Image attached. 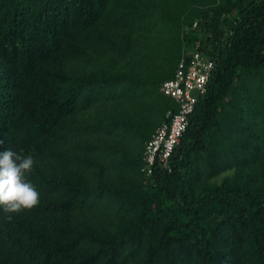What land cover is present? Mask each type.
<instances>
[{
	"label": "trees",
	"instance_id": "16d2710c",
	"mask_svg": "<svg viewBox=\"0 0 264 264\" xmlns=\"http://www.w3.org/2000/svg\"><path fill=\"white\" fill-rule=\"evenodd\" d=\"M194 3L0 0V151L34 156L40 193L10 221L0 209V264H264V0ZM181 44L214 69L172 171L145 178ZM138 48L162 60L149 76ZM142 98L138 115L116 105Z\"/></svg>",
	"mask_w": 264,
	"mask_h": 264
},
{
	"label": "built area",
	"instance_id": "2783aa9c",
	"mask_svg": "<svg viewBox=\"0 0 264 264\" xmlns=\"http://www.w3.org/2000/svg\"><path fill=\"white\" fill-rule=\"evenodd\" d=\"M213 69L214 62L206 53L193 52L188 58L182 55L173 77L160 86V93L173 101L175 111L166 113L165 120L145 144L140 169L145 178L152 176L155 167L164 172L172 171L171 157L186 131L198 99L206 92Z\"/></svg>",
	"mask_w": 264,
	"mask_h": 264
},
{
	"label": "clouds",
	"instance_id": "9594fccd",
	"mask_svg": "<svg viewBox=\"0 0 264 264\" xmlns=\"http://www.w3.org/2000/svg\"><path fill=\"white\" fill-rule=\"evenodd\" d=\"M34 163L32 154L0 151V209L9 221L14 214L32 210L40 203V193L29 179Z\"/></svg>",
	"mask_w": 264,
	"mask_h": 264
},
{
	"label": "rangeland",
	"instance_id": "374dc122",
	"mask_svg": "<svg viewBox=\"0 0 264 264\" xmlns=\"http://www.w3.org/2000/svg\"><path fill=\"white\" fill-rule=\"evenodd\" d=\"M221 1L222 0H216L217 3L215 5L207 6L205 4L204 5L199 4L200 2L198 0H195L194 8H197V9H204V8L207 9V8H210L211 9L212 7H215V6L219 5ZM158 11L160 13H162V11H163V14H164V15L162 14V17H161L160 14H158V16H157V24L160 25V24L165 23V20H164L165 18L163 19V17H165V14H167L168 12H171L172 10H169V8H167V6H166L164 8H160ZM153 20H154V18H153ZM192 20L193 19H190L189 20V18H188V20H186V21L184 20L183 22H180L179 23V25H178L179 28H178V31H177L178 32V40H181L182 41V36L186 32H188L190 30L191 27L189 26V22L192 21ZM151 36H153V34H151ZM139 41H141L142 43L144 42V40L141 39V38H140ZM180 48H181V51H180V57H181V55H182L181 54L182 53V44L180 45ZM139 50L140 49L138 48L137 51H136V53L138 52L137 55H136V53L134 54V60L133 61L129 58V60H131L130 65H136V63H138L139 64V71L141 72V70H142L143 67H145V68L147 67V64L148 63L153 64L154 66L150 70H149V68H146V71L147 72L142 73L143 75L147 74L146 76H149L150 74H152L156 70L157 65H160V63L162 62V60L158 62L157 56H155L153 59H151V60L148 61V59H149L150 56L147 57V55H145V54H142V56H141L139 54ZM170 57H172V56H169V58ZM169 58H168V61H169ZM179 58H178V60H179ZM168 61L165 64L162 63L163 66L161 64L162 68H168ZM172 68H173V66H172ZM145 102H146V100H144V98H142L140 100L138 99V100L134 101L133 103H129V101L128 102L127 101H120L119 103H116V105H119V111H122V109L124 108L123 109V112L125 113V115H128L129 116V114H131V115H133V114L134 115H138V112L141 113V111H144L145 108L143 106H141V103H144L145 104ZM122 103H124V104H122ZM159 113H161V112H159ZM145 114H146V116H144V117H148L147 119H150L151 118V115H154L155 114L154 113V108L152 107L150 110L146 108ZM150 121H151V119H150ZM158 125L159 124H157L155 126V128H153V130H155ZM130 141H131V136L128 135L127 136V139L124 141L126 143V146L127 147L129 145V142ZM132 143H133V146H139V150L136 151V152H140V150H141L140 144L137 141H135V140L132 141ZM226 175H228V174H222V175H220L219 177H217L216 179H214L212 181V183L219 184Z\"/></svg>",
	"mask_w": 264,
	"mask_h": 264
}]
</instances>
